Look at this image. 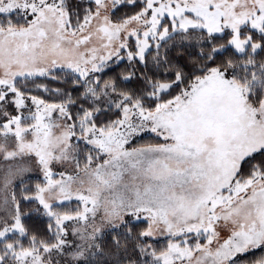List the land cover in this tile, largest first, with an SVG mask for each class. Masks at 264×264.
<instances>
[{
    "label": "snow or ice",
    "instance_id": "snow-or-ice-1",
    "mask_svg": "<svg viewBox=\"0 0 264 264\" xmlns=\"http://www.w3.org/2000/svg\"><path fill=\"white\" fill-rule=\"evenodd\" d=\"M0 264H264V0H0Z\"/></svg>",
    "mask_w": 264,
    "mask_h": 264
}]
</instances>
